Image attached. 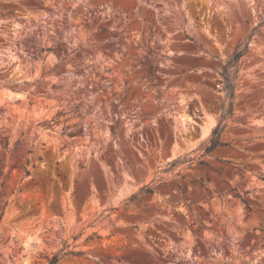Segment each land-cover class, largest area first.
<instances>
[{"label": "rangeland", "instance_id": "rangeland-1", "mask_svg": "<svg viewBox=\"0 0 264 264\" xmlns=\"http://www.w3.org/2000/svg\"><path fill=\"white\" fill-rule=\"evenodd\" d=\"M263 19L264 0H0V264H264Z\"/></svg>", "mask_w": 264, "mask_h": 264}, {"label": "trees", "instance_id": "trees-1", "mask_svg": "<svg viewBox=\"0 0 264 264\" xmlns=\"http://www.w3.org/2000/svg\"><path fill=\"white\" fill-rule=\"evenodd\" d=\"M262 22H264V19ZM248 49H249L248 41L245 42L243 45L237 46L222 66L221 74L223 77V86L228 101L227 103L222 105L219 120L215 125V127L213 128L210 138L203 146L204 153H209L218 146L226 144L223 141H221L220 135L224 130V128L226 127L227 119L233 114V97H234L235 79L238 73V68L242 63V57L248 51ZM6 144L8 143L6 142ZM177 162H178L177 160L171 162L170 166H174L175 163ZM153 193H154V187L150 184H145L142 187H140L138 192L132 194L129 199L134 200L140 195H152ZM66 254L76 255V254H81V251H73L68 249L64 252V255ZM58 261H59V254L55 253L48 260V264H56Z\"/></svg>", "mask_w": 264, "mask_h": 264}]
</instances>
